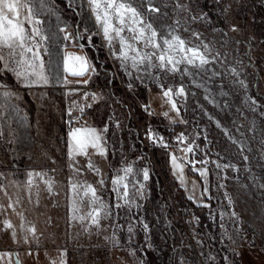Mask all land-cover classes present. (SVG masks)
Returning <instances> with one entry per match:
<instances>
[{
  "label": "rangeland",
  "instance_id": "obj_1",
  "mask_svg": "<svg viewBox=\"0 0 264 264\" xmlns=\"http://www.w3.org/2000/svg\"><path fill=\"white\" fill-rule=\"evenodd\" d=\"M133 3L160 36L178 35L208 63L182 62L176 72L147 62L134 67L121 58V37L142 53L154 49L132 41L126 27L120 37L110 32L109 42L89 0H31L47 37L41 55L48 83L25 87L0 62V251L19 253L23 264L28 253L27 264H108L105 247L113 239L127 247L132 264H146L148 250L164 262L173 239L175 264H264V35L255 38L264 0ZM113 25L120 27L115 19ZM94 39L111 69L98 67L85 46ZM66 56L85 57V74L66 72ZM152 64H159L155 56ZM87 108L101 128L84 118ZM150 109L206 143L212 194L201 169L190 173L186 161L174 165L171 158L190 201L173 184L165 172L169 153H181L172 137L148 136L142 119ZM76 128L95 129L99 147L70 153ZM153 168L171 212L154 198Z\"/></svg>",
  "mask_w": 264,
  "mask_h": 264
},
{
  "label": "snow or ice",
  "instance_id": "obj_2",
  "mask_svg": "<svg viewBox=\"0 0 264 264\" xmlns=\"http://www.w3.org/2000/svg\"><path fill=\"white\" fill-rule=\"evenodd\" d=\"M31 0H0V62L4 63L6 69L14 72L16 77L25 87L46 85L48 76L45 73V64L41 55L43 42L47 37L42 33L40 25L41 20L35 18L33 9L29 6ZM96 20L102 25L103 33L106 39L111 42L110 32H114L117 37L126 27L131 33V40L140 42L144 48L154 49L153 52H140L135 44L128 43L123 37L120 39L121 58L123 60L132 59L133 66L147 62L149 66L159 67L161 70L176 72L180 63L186 62L189 65L203 66L208 63L207 59L198 51V49L187 46L185 40L172 32L167 37L160 36L158 30L150 21H147L139 7L135 6L133 0H89ZM22 10L26 14L22 17ZM151 12H158L159 9L149 7ZM115 19L120 27L113 25ZM25 23L30 27L26 28ZM68 39V36H65ZM135 51L134 57L128 56V51ZM47 48L43 52L47 53ZM157 53H159L157 55ZM155 56L159 61L158 65L152 64V57ZM74 63L70 66L69 61ZM87 59L85 57H65L64 67L66 72L73 76H82L88 70ZM0 87H4L0 85ZM171 89L165 92L168 96ZM183 94V88L179 90ZM5 96H11L12 93L5 91ZM175 108V104H173ZM82 110V109H81ZM70 114V113H69ZM70 153L82 154L89 146L97 148L100 145L101 137L95 129L76 128L69 132ZM188 152L192 149L188 148ZM175 165V157H173ZM91 167V165H89ZM131 172L132 169L126 170ZM144 179H148V172H144ZM114 183H119L116 181ZM95 196V190L91 189ZM125 195H127L125 186ZM11 228L12 225L8 224ZM145 227H147L145 225ZM131 230V229H130ZM34 231V230H33Z\"/></svg>",
  "mask_w": 264,
  "mask_h": 264
},
{
  "label": "trees",
  "instance_id": "obj_3",
  "mask_svg": "<svg viewBox=\"0 0 264 264\" xmlns=\"http://www.w3.org/2000/svg\"><path fill=\"white\" fill-rule=\"evenodd\" d=\"M255 20L257 22L255 38L257 40H262L264 35V5H258V14L255 16ZM85 46L88 48L92 58L94 59L98 67L103 68L105 70L111 69V64L108 59V55L104 48L100 47L97 44V39H94L92 44H85ZM262 66L264 67V63H262ZM122 97L124 96L120 93L121 101L126 102L125 99H122ZM84 118L87 119L93 127L101 128L102 124L98 122V117L95 114V110L93 108H87V113H85ZM142 120H144V124L146 126L149 137H152L153 139L155 133L161 135L162 137H172L171 144H173L174 147H177L180 150L181 155L179 157H177L173 152L169 153V168L166 169L165 172L168 177L172 180L176 188L180 191V193H182L184 198L190 201L185 197L182 186L178 183L177 180H175L172 174L173 172L170 165V160L173 157H175V159L177 160L182 161L183 163H185L184 161H186L190 173H193V169L195 166L201 169L204 174L209 178V192L210 194H212L213 167L211 166V164L205 161L203 156L207 149L206 143L202 141V139H200L199 141L193 139V136L195 135L193 133V130H189L187 127H185L184 124L178 123L170 126L164 121L162 116L155 109H150L148 114L143 116ZM183 138H186V142L184 143L182 142ZM188 148H191L192 151L188 152ZM198 158L199 161H197ZM153 176L154 180L152 183L151 190L154 195V198L160 200L163 205L168 208L169 212H171L172 209L169 206L167 195L163 190V179L159 175L158 170H156L155 168H153ZM106 181L107 188H109V178H107ZM102 196L104 198H107L104 193H102ZM194 206L199 211H205L206 209V206L204 204ZM127 251L128 249L125 245L118 242H114L113 239H110L105 247V255L108 264H132L130 261V257L127 255ZM167 251V259L164 262H161L152 251L148 250L146 264H175L176 248L173 239L168 242ZM24 257H26L24 260V262H26L25 264H27V261L29 259L33 261V256L31 255V253H28L27 255L25 254ZM0 264H23V259L21 258V255H19V253L1 250Z\"/></svg>",
  "mask_w": 264,
  "mask_h": 264
},
{
  "label": "built area",
  "instance_id": "obj_4",
  "mask_svg": "<svg viewBox=\"0 0 264 264\" xmlns=\"http://www.w3.org/2000/svg\"><path fill=\"white\" fill-rule=\"evenodd\" d=\"M74 119H76V116L75 115H72L71 116V118H70V120H74ZM71 122H69V124H70Z\"/></svg>",
  "mask_w": 264,
  "mask_h": 264
}]
</instances>
